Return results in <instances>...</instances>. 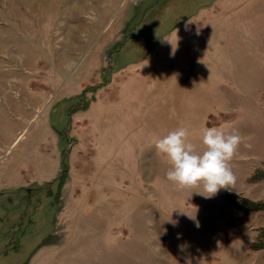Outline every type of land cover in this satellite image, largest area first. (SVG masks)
Returning a JSON list of instances; mask_svg holds the SVG:
<instances>
[{
  "label": "rangeland",
  "instance_id": "obj_1",
  "mask_svg": "<svg viewBox=\"0 0 264 264\" xmlns=\"http://www.w3.org/2000/svg\"><path fill=\"white\" fill-rule=\"evenodd\" d=\"M179 126L241 134L231 189L166 179ZM257 170L264 0H0V264H264Z\"/></svg>",
  "mask_w": 264,
  "mask_h": 264
},
{
  "label": "clouds",
  "instance_id": "obj_2",
  "mask_svg": "<svg viewBox=\"0 0 264 264\" xmlns=\"http://www.w3.org/2000/svg\"><path fill=\"white\" fill-rule=\"evenodd\" d=\"M200 141L202 150H197L190 141L188 127L179 126L156 138L153 145L157 154L164 156L170 165L166 173L169 182L179 190L202 187L197 193L212 198L221 189H231L235 185L237 178L231 161L237 155L243 137L235 130L205 127Z\"/></svg>",
  "mask_w": 264,
  "mask_h": 264
},
{
  "label": "trees",
  "instance_id": "obj_3",
  "mask_svg": "<svg viewBox=\"0 0 264 264\" xmlns=\"http://www.w3.org/2000/svg\"><path fill=\"white\" fill-rule=\"evenodd\" d=\"M253 178V179H252ZM264 179V170H257L250 178V180H261ZM236 199H233L232 196H230V200L234 201V204L238 209H240L241 211L245 212V213H250L253 211H257L262 209V204L258 203L256 201H253L249 198L246 197H242V198H237L234 197ZM252 248H264V229L263 231H260L259 236L257 237V239L251 244Z\"/></svg>",
  "mask_w": 264,
  "mask_h": 264
}]
</instances>
